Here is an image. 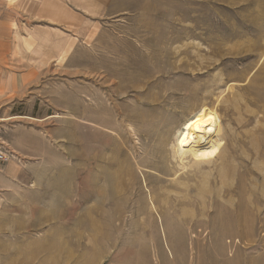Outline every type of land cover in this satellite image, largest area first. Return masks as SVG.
Wrapping results in <instances>:
<instances>
[{"label": "rangeland", "instance_id": "1", "mask_svg": "<svg viewBox=\"0 0 264 264\" xmlns=\"http://www.w3.org/2000/svg\"><path fill=\"white\" fill-rule=\"evenodd\" d=\"M72 10L0 101V264H264V0ZM203 117L222 147L194 162Z\"/></svg>", "mask_w": 264, "mask_h": 264}, {"label": "crops", "instance_id": "2", "mask_svg": "<svg viewBox=\"0 0 264 264\" xmlns=\"http://www.w3.org/2000/svg\"><path fill=\"white\" fill-rule=\"evenodd\" d=\"M72 8L73 0H0V101L17 91L18 69L26 61L28 39L33 43L35 22L42 20L39 15L73 14ZM8 169L7 163L0 168V183Z\"/></svg>", "mask_w": 264, "mask_h": 264}, {"label": "bare ground", "instance_id": "3", "mask_svg": "<svg viewBox=\"0 0 264 264\" xmlns=\"http://www.w3.org/2000/svg\"><path fill=\"white\" fill-rule=\"evenodd\" d=\"M201 116H204V114ZM212 123V118L203 117V119L196 121L190 128V140L187 147L194 162H202L211 159L222 147L221 141H219L218 138H214V134H211L212 130L214 129V127H210ZM206 133H210L211 135L208 141H206L208 145H203L205 140H203L202 138L204 135H206ZM184 147L185 146H183L182 148ZM134 177L136 178V174L133 172V178ZM154 182H157V180H153L151 177L144 176L143 178H141L140 187H142L144 190V188L149 187L148 185L153 184ZM149 189L151 190L153 188L149 187ZM145 200L148 202V204L153 205L157 202V200H159V198L156 193L149 192V190H147Z\"/></svg>", "mask_w": 264, "mask_h": 264}, {"label": "built area", "instance_id": "4", "mask_svg": "<svg viewBox=\"0 0 264 264\" xmlns=\"http://www.w3.org/2000/svg\"><path fill=\"white\" fill-rule=\"evenodd\" d=\"M10 158V153L7 148V145L0 140V168L8 162Z\"/></svg>", "mask_w": 264, "mask_h": 264}]
</instances>
